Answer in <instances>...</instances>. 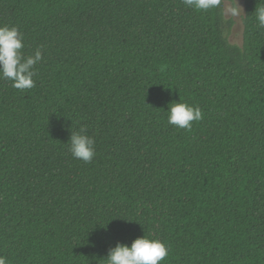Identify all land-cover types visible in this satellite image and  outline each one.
Masks as SVG:
<instances>
[{
	"label": "trees",
	"instance_id": "16d2710c",
	"mask_svg": "<svg viewBox=\"0 0 264 264\" xmlns=\"http://www.w3.org/2000/svg\"><path fill=\"white\" fill-rule=\"evenodd\" d=\"M226 1L0 0V26L42 55L33 88L0 79L7 264H106L143 235L161 264H264V0H245L243 47ZM172 102L203 118L170 125ZM81 129L90 163L67 148Z\"/></svg>",
	"mask_w": 264,
	"mask_h": 264
},
{
	"label": "clouds",
	"instance_id": "9594fccd",
	"mask_svg": "<svg viewBox=\"0 0 264 264\" xmlns=\"http://www.w3.org/2000/svg\"><path fill=\"white\" fill-rule=\"evenodd\" d=\"M222 0H183L187 8L197 11H208L221 5ZM243 10L238 0L233 6L227 8V13L236 17ZM257 26L264 28V2L255 8ZM23 34L15 27L0 26V79L12 82L17 90H28L35 86L33 77L36 75L34 66L41 61V51L37 49L34 55L25 57L22 54ZM170 125L190 130L193 121L203 118L201 109L182 102H172L166 111ZM95 140L86 134L85 129L71 132L67 143L68 151L72 157L84 163L92 162L95 156ZM168 248L159 239H150L145 235L137 237L131 245L117 243L110 248L106 264H161L168 256ZM0 264H7L5 257L0 256Z\"/></svg>",
	"mask_w": 264,
	"mask_h": 264
},
{
	"label": "rangeland",
	"instance_id": "374dc122",
	"mask_svg": "<svg viewBox=\"0 0 264 264\" xmlns=\"http://www.w3.org/2000/svg\"><path fill=\"white\" fill-rule=\"evenodd\" d=\"M234 3H235V0H231V1H226L224 4L225 17L229 20L232 19L235 22L229 34V42L232 45L243 47L244 46V17L246 15L245 0H238V3L240 6H242L243 10H241L240 14L236 17H233L227 13V8L233 6Z\"/></svg>",
	"mask_w": 264,
	"mask_h": 264
}]
</instances>
